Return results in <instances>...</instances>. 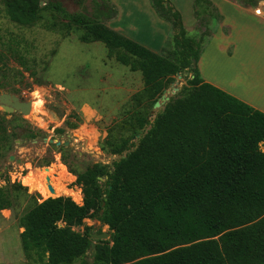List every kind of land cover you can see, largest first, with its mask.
Returning <instances> with one entry per match:
<instances>
[{"label": "trees", "instance_id": "16d2710c", "mask_svg": "<svg viewBox=\"0 0 264 264\" xmlns=\"http://www.w3.org/2000/svg\"><path fill=\"white\" fill-rule=\"evenodd\" d=\"M41 1L8 0L7 16L30 27L51 10L84 28L83 41L104 43L119 62L142 72L140 102L154 105L181 70L189 74V88L152 119L153 106L131 115L125 128L130 138L139 135L137 143L130 146L124 131L109 128L106 148L119 157L112 168L93 163L77 172L63 155L83 203L60 195L36 201L19 219L24 252L34 253L37 264H264V112L203 80L197 66L203 46L185 35L181 13L169 0H151L172 26L174 61L95 17ZM201 1L210 4L194 3ZM105 7L112 19L116 10ZM19 46L11 39L0 49V92L10 86L4 79L11 61L30 69ZM7 115L0 113V156L16 139L40 134L10 131ZM13 187L0 188V211L13 207ZM86 218L108 225L110 240L94 241L90 227L76 231Z\"/></svg>", "mask_w": 264, "mask_h": 264}, {"label": "rangeland", "instance_id": "374dc122", "mask_svg": "<svg viewBox=\"0 0 264 264\" xmlns=\"http://www.w3.org/2000/svg\"><path fill=\"white\" fill-rule=\"evenodd\" d=\"M7 1L0 0V49L11 39L20 41L19 50L29 60L30 69L26 71L11 61L12 70L4 79L10 86L2 91L33 102V108L26 116L7 113V126L10 131L29 129L40 133L36 138L16 139L12 148L0 156V188L15 185L12 188L13 207L0 211V252L7 259L14 258L11 264H18V255L24 252L20 238L24 228L19 219L36 201L51 196H70L78 204L83 203L82 187L75 183L77 177L64 162L63 155L77 172H84L93 163L107 164L112 168L119 157L106 148L109 128L122 130L124 136L130 138L125 126L137 109L153 106L150 109L152 119L169 101L159 108H154L152 101L140 102L145 88L142 72L119 62L117 52L109 51L104 43L83 41L85 29L72 24L62 14L44 10L34 25L24 27L7 16ZM42 1L43 5L59 1L69 12L95 17L120 33L127 26L130 38L174 61L179 58L172 26L157 14L151 0ZM177 1L184 13L185 35L200 40L204 47L212 32L206 26L212 11L204 1L194 3L193 13L186 0ZM116 2L125 7V13L119 14ZM105 5L116 10L112 19L106 17L109 11ZM159 44L162 47L158 50ZM188 78V73L178 72L157 101L161 102L167 92L171 99L185 96L189 88ZM0 113L5 112L0 108ZM58 129L64 131L59 133ZM138 138L139 135L132 136L129 145L137 143ZM106 179L101 177L100 181ZM20 185L26 190L20 189ZM86 227L91 228V234H111L108 225L91 218H86L74 229L84 233ZM110 237L102 241H108ZM4 240L10 244L3 243ZM87 254L92 262L93 250ZM25 255L27 264L39 263L34 253ZM79 262L77 259L72 264Z\"/></svg>", "mask_w": 264, "mask_h": 264}, {"label": "crops", "instance_id": "0c3cea01", "mask_svg": "<svg viewBox=\"0 0 264 264\" xmlns=\"http://www.w3.org/2000/svg\"><path fill=\"white\" fill-rule=\"evenodd\" d=\"M209 1L207 5L212 14L208 16L207 26L212 32L197 63L200 75L206 82L264 112V0ZM171 2L178 6L183 19L179 1ZM186 2L191 5L193 13L194 0ZM116 4L119 14L125 13V7ZM128 30L126 26L122 32L127 37L131 36ZM3 243L10 244L8 240ZM13 259L5 258L0 252V264H11ZM18 261V264H27L24 252L18 255Z\"/></svg>", "mask_w": 264, "mask_h": 264}, {"label": "water", "instance_id": "95a60500", "mask_svg": "<svg viewBox=\"0 0 264 264\" xmlns=\"http://www.w3.org/2000/svg\"><path fill=\"white\" fill-rule=\"evenodd\" d=\"M40 4L43 5V1H41ZM175 90H179V89L175 88ZM170 99H171L170 96L164 94L162 96V101L161 102L157 101L154 104V108H159L162 104H165L167 101H170ZM32 104H33L32 100L25 101L23 98L17 96L16 94L9 93L6 91L0 92V108L5 113L17 112L26 116L31 112ZM110 236H111L110 233L91 234V237L94 240H106V238H109ZM94 247H95V242L93 241L90 250H93Z\"/></svg>", "mask_w": 264, "mask_h": 264}, {"label": "bare ground", "instance_id": "6f19581e", "mask_svg": "<svg viewBox=\"0 0 264 264\" xmlns=\"http://www.w3.org/2000/svg\"><path fill=\"white\" fill-rule=\"evenodd\" d=\"M167 95H169V93L167 92ZM33 108V107H32ZM50 190L51 191H53V187L52 186H50Z\"/></svg>", "mask_w": 264, "mask_h": 264}]
</instances>
